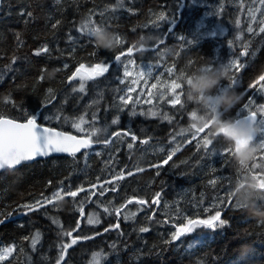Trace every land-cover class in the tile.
Returning <instances> with one entry per match:
<instances>
[{
  "label": "trees",
  "instance_id": "16d2710c",
  "mask_svg": "<svg viewBox=\"0 0 264 264\" xmlns=\"http://www.w3.org/2000/svg\"><path fill=\"white\" fill-rule=\"evenodd\" d=\"M89 16L119 34L123 43L105 51L89 42L80 31ZM262 20L260 0H4L0 118L24 122L35 115L41 125L86 137L93 128L100 129L90 138L100 145L0 172V249H14L0 264H57L62 244L77 237L92 238L77 239L62 264H264V224L239 207L219 203L244 173L236 171L232 158L223 163L222 156L212 153L228 146L220 137H212L207 153L197 150L198 140L212 129L197 134L191 128L193 111L208 113L186 94L191 74L237 61L239 70L228 71L216 92L229 89L242 99L223 119L234 120L238 112L247 115L264 105V81L256 84L264 75ZM161 34L162 41H152L150 50L138 46L142 37ZM44 46L48 52L34 54ZM137 53L140 65L152 66L144 89L124 76L123 65L128 69ZM97 63L109 70L83 82V92L74 91L79 83H69L70 77L81 64L90 69ZM173 81L181 84L174 93ZM178 94L181 103L173 105ZM122 98L130 99L123 104ZM250 100L251 107L241 112ZM81 116L88 121L83 134L73 127ZM128 122L137 124L131 132L148 140L152 150H128L123 135ZM80 187L85 190L76 197L62 193V199L38 210L23 207L52 198L60 189ZM217 210L226 221L223 227L200 226L172 239L188 220L208 219ZM89 217L98 223L89 224ZM142 227L148 231L141 232ZM69 231L71 237L63 234Z\"/></svg>",
  "mask_w": 264,
  "mask_h": 264
},
{
  "label": "snow or ice",
  "instance_id": "6c2138e0",
  "mask_svg": "<svg viewBox=\"0 0 264 264\" xmlns=\"http://www.w3.org/2000/svg\"><path fill=\"white\" fill-rule=\"evenodd\" d=\"M119 2L122 3V0H119ZM56 3L59 4L60 0H56ZM260 3L264 5V0H260ZM30 15V14H29ZM163 18V17H161ZM254 19V17H253ZM58 23V22H57ZM262 24H264V20L261 21ZM55 26V25H54ZM100 28H103L102 26L96 25L94 22L91 21V16L87 18L86 21H82L80 31L83 35H86L89 39V42L94 44L93 35L96 31H98ZM252 28H249L248 31H252ZM260 32H264V26L259 28ZM71 39V37H70ZM161 41L163 39V36L161 34L160 38ZM116 42L117 45H120L123 43V39L119 36V34H116ZM95 45V44H94ZM135 47V45H133ZM142 50V49H141ZM247 50V46L245 45V52ZM49 49L47 46L42 47L41 49H38L34 54L39 56L42 52H48ZM128 54L130 55L132 52V48H129ZM116 61H121V56L117 55L115 57ZM15 62V61H13ZM65 67H67L65 65ZM124 76H129L130 73L127 70V65L124 64ZM241 65L237 61H232L229 65H227L228 71L232 70L233 68H236L239 70ZM108 66L104 63H97L90 69L85 68V65L81 64L80 67L76 70V73H74L70 79H76L79 77L81 81L87 80V79H95L98 76H102L105 72H107ZM202 70H210L209 68H205ZM147 74L150 76L152 71V66H147ZM140 78H144L145 72L142 71L139 74ZM43 79V75L40 77ZM179 79H184V77H178ZM260 81H264V75H261L259 79L256 81V84H259ZM232 82L235 83V78H232ZM251 87H255V85H250ZM157 85L153 84L152 88H156ZM170 88L172 91H175L176 89L181 88V84L173 81L170 84ZM261 88H264V85H261ZM74 91H80L83 92L85 90V84L81 82L79 84L78 88H74ZM54 95L52 89H48V96L52 97ZM151 95V93H149ZM181 95L178 94L174 97V99L171 101L173 105L180 104L181 103ZM130 98H122V103L127 104L129 102ZM45 103H48V100H45ZM253 104V101L250 100L248 103L243 105V109L241 112L245 109H249L251 105ZM260 113L262 116H264V105L259 106L254 111H248L247 115H243L241 117L240 113L238 112L237 118L234 120L236 122L239 121H248L257 123V113ZM155 115V113H153ZM197 113L193 111L191 113V118L194 120L196 118ZM58 118V117H57ZM88 121L84 118V116H81L78 118L77 122L73 124V127L77 128L80 131H84V128L82 125L86 124ZM118 122V119H113L112 123L115 124ZM259 124L261 126H264V119H261L259 121ZM210 127L209 124H205L203 127L197 128L195 124L191 125V128L195 130V133H202L205 132V129H208ZM97 131H100V129L93 128L89 132V138H83L78 139L75 136L72 135H66L63 132H54L51 128H40V126L37 124V117L35 115L31 116L26 123H16L11 119H4L0 118V169L4 167L13 168L16 165H19L21 162H27L34 160L37 156H45L48 155L51 152H67L69 154H75L76 151H79L80 148H87L91 144V135H94ZM184 130H182L183 132ZM116 136H120V132L115 133ZM124 136H128L129 133L125 131L123 133ZM213 133H207L202 138L198 140L197 143V150L200 151L201 148L207 153L209 150V146L214 143V140L212 139ZM197 137L194 135L193 139H196ZM132 141H135L137 137L135 135H132L131 137ZM257 140V138H256ZM110 143L111 141H107ZM142 143H148V140H142ZM133 147L132 143L128 144V148L131 149ZM258 147L260 148L259 155L256 157L255 161L244 174L241 176H238L236 178V182L241 179L242 176L251 175L255 179H257L260 187L264 189V138L259 140ZM213 154L222 156L224 159L222 160L223 163H227L230 158H232L234 149L226 146L221 149H212L211 150ZM172 155H175V152H173L171 155L168 156V160L172 158ZM165 163H167V160H165ZM256 169H259V171H255ZM137 171H143V169H137ZM122 178V174L120 177ZM229 183L231 184L232 178L229 177ZM217 181L213 179L211 181L212 184H215ZM108 183H111V181H108ZM85 189L83 187L77 188L76 190L69 189L67 192H64L63 189H60L53 193L52 198H45L43 202L37 201L36 204H25L23 207H25L28 211H35L38 210L40 207L44 206L48 203H53L56 198H63L61 195L62 193L67 196L76 197L80 191H84ZM114 190V189H113ZM233 189L229 188L230 195L227 196V199H220L219 203L221 205L228 204L229 206L239 207L238 204L235 202V205H233V196H232ZM94 194V193H93ZM131 202V201H130ZM156 201H153L155 203ZM137 203L143 204V200L137 201ZM107 211V209H105ZM82 213V209H81ZM119 213V210H117V214ZM83 214V213H82ZM55 222V221H54ZM88 223H98V220H93L91 217L88 219ZM226 224V221L222 219V212L220 210H217L214 215H212L208 219H190L187 221V223L184 225V227L179 228L174 234L172 239L177 240L181 236H183L185 233H191L195 228L203 226L209 229H215L217 227H223ZM78 227V226H77ZM116 227H119V224L116 225ZM107 230V229H106ZM141 232L148 231V228L142 227L140 229ZM64 235H67L69 237L72 236V232H66L63 233ZM92 237H77L72 239L71 243H64L61 246V255L57 259V264H62V261L64 260V255L67 252V249L71 248L72 245L77 243V239H91ZM39 240V233L36 234L35 237L32 238V247L35 249L36 244ZM12 247H5L3 249H0V261H3L4 259L8 258L11 253L13 252Z\"/></svg>",
  "mask_w": 264,
  "mask_h": 264
},
{
  "label": "clouds",
  "instance_id": "9594fccd",
  "mask_svg": "<svg viewBox=\"0 0 264 264\" xmlns=\"http://www.w3.org/2000/svg\"><path fill=\"white\" fill-rule=\"evenodd\" d=\"M156 36L142 37L137 43L143 51L150 50L151 42L158 40ZM94 44L98 49L112 51L118 45L116 34L106 28H100L93 35ZM227 66H216L210 70H200L186 79V94L189 101L202 106L207 116L196 115L193 120L197 128L209 124L214 137L223 139L226 145L234 149L232 156L237 172L245 173L254 163L260 148L255 143L258 136L264 135V126L248 121L236 122L232 119H223V115L230 112L242 97L240 94L224 89L217 93L221 81L228 78ZM233 199L239 208L258 223L264 224V189L253 176H242L236 182Z\"/></svg>",
  "mask_w": 264,
  "mask_h": 264
},
{
  "label": "water",
  "instance_id": "95a60500",
  "mask_svg": "<svg viewBox=\"0 0 264 264\" xmlns=\"http://www.w3.org/2000/svg\"><path fill=\"white\" fill-rule=\"evenodd\" d=\"M3 2L4 0H0V9L3 5ZM4 119H9V118H4ZM13 120V119H11ZM14 122L16 123H26L27 121H24V122H21V121H15L13 120ZM37 124L40 126V128H51V127H48V126H45V125H41L38 121H37ZM54 132H63L64 134L66 135H72V136H75L77 137L78 139H83L85 137H81V136H78L76 134H73V133H70V132H66V131H63V130H60V129H56V128H51ZM92 145V143L90 144ZM88 148V147H87ZM87 148H80L79 151H76L74 155H77V154H80L82 153L83 151H85ZM53 156H67V157H70V156H73V154H69L67 152H62V153H57V152H51L49 153L48 155H45V156H37L34 160H31V161H27V162H21L19 165H16L15 167L13 168H8V167H4L2 169H0V172H3V171H7V170H15L23 165H28V164H31L32 162L34 161H38V160H46L50 157H53ZM74 246V245H72Z\"/></svg>",
  "mask_w": 264,
  "mask_h": 264
},
{
  "label": "rangeland",
  "instance_id": "374dc122",
  "mask_svg": "<svg viewBox=\"0 0 264 264\" xmlns=\"http://www.w3.org/2000/svg\"><path fill=\"white\" fill-rule=\"evenodd\" d=\"M146 69H147V66H139V67H135L134 65H129V67H128V71H129V73H130V77H132L131 78V80L133 79V81H135L136 82V85H135V88H137L138 87V82H141V85L140 86H142V88L144 89L145 88V85H146V83H147V81H148V77H149V75L147 74V71H146ZM142 71H144L145 72V76H144V78H140V76H139V74L142 72ZM76 80H77V82L80 84L81 82H86L87 80H84V81H81L80 79H79V77H77L76 78ZM177 90V89H176ZM175 90V91H176ZM175 91H172L171 90V92L172 93H174ZM149 93H151V92H149ZM149 96V95H148ZM150 97H153V94L151 93V95H150ZM258 107L257 106H255L254 107V109L256 110ZM259 114V113H258ZM259 119L261 120V119H264V116H262L261 114H260V117H259ZM82 127H83V125H82ZM77 132L79 133V134H83V132L82 131H80V130H78L77 129ZM86 137V136H85ZM87 138H89V137H87ZM91 138V137H90ZM259 143V142H258ZM258 143H256L257 145H258ZM25 208V207H24Z\"/></svg>",
  "mask_w": 264,
  "mask_h": 264
},
{
  "label": "flooded vegetation",
  "instance_id": "af4514ba",
  "mask_svg": "<svg viewBox=\"0 0 264 264\" xmlns=\"http://www.w3.org/2000/svg\"><path fill=\"white\" fill-rule=\"evenodd\" d=\"M138 56H139V53H137L136 60L134 59V61L132 63H130V65H134L135 67L142 66L139 64V60H137ZM143 66H146V65H143ZM128 77L130 78V83L135 82V81H133V79L131 80L132 77H130V76H128ZM138 84H139V82H138ZM135 85H136V82H135L134 86ZM148 118H150L152 120L155 119V117H152V116H150ZM128 123H129L128 124V130H126V131L129 133V135L127 136L126 143L127 144H129V143L133 144V147L131 149L128 148V150L131 151L137 147L146 148L147 150H152V147L149 146L148 143H142L141 142L142 140H145V139H142L143 138L142 136H139V134L136 136L135 133L131 132V130L134 128V124H136V123H132V122H128ZM140 128L141 127L138 125L137 130L140 131ZM142 130H143V128H142ZM132 135H135L137 137V139L135 141H132V139H131Z\"/></svg>",
  "mask_w": 264,
  "mask_h": 264
},
{
  "label": "bare ground",
  "instance_id": "6f19581e",
  "mask_svg": "<svg viewBox=\"0 0 264 264\" xmlns=\"http://www.w3.org/2000/svg\"><path fill=\"white\" fill-rule=\"evenodd\" d=\"M92 141V140H91ZM92 143V145H90L88 148H90V147H94V146H99L100 144H97L96 142H94V141H92L91 142ZM39 161V160H38ZM34 162H37V161H34ZM34 162H32V163H34Z\"/></svg>",
  "mask_w": 264,
  "mask_h": 264
}]
</instances>
